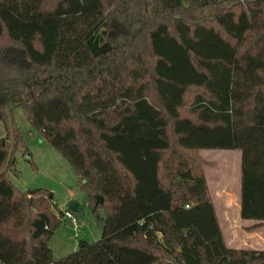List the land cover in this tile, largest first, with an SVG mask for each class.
Wrapping results in <instances>:
<instances>
[{
  "label": "trees",
  "instance_id": "obj_1",
  "mask_svg": "<svg viewBox=\"0 0 264 264\" xmlns=\"http://www.w3.org/2000/svg\"><path fill=\"white\" fill-rule=\"evenodd\" d=\"M3 106L68 161L103 229L53 258L52 195L7 174L14 128L0 264H264L225 245L199 153L240 152L239 218L263 226L264 0H0L6 125Z\"/></svg>",
  "mask_w": 264,
  "mask_h": 264
},
{
  "label": "rangeland",
  "instance_id": "obj_2",
  "mask_svg": "<svg viewBox=\"0 0 264 264\" xmlns=\"http://www.w3.org/2000/svg\"><path fill=\"white\" fill-rule=\"evenodd\" d=\"M2 110L7 114L8 119L6 125L0 122V139L10 134L8 141L13 150L14 128H17L23 141V145L14 150L15 165L7 172L10 181L23 191L46 190L52 195L60 212L57 216L61 222L48 240L53 258L58 259L75 251L78 240H86L89 243L98 241L101 238V230L97 227L99 220L89 205L87 193L78 185L76 175L68 161L33 129L23 109L3 106ZM200 153L203 158L213 163L212 167L215 170L208 173L210 179L222 173L226 179L228 193L213 198V206L225 245L264 250V225L248 229L255 222L241 221L235 209L237 198L233 187L236 171L237 173L239 171L240 152L234 149H215L201 150ZM211 186L213 187V183ZM71 203L78 204V210L72 212L77 219L76 225L62 217V213ZM97 214L103 215L101 208L98 209Z\"/></svg>",
  "mask_w": 264,
  "mask_h": 264
},
{
  "label": "crops",
  "instance_id": "obj_3",
  "mask_svg": "<svg viewBox=\"0 0 264 264\" xmlns=\"http://www.w3.org/2000/svg\"><path fill=\"white\" fill-rule=\"evenodd\" d=\"M200 151H199V153H200ZM200 155H201V153H200ZM203 159L206 160L205 158H203ZM206 161H209V160H206ZM209 162H211V161H209ZM208 169H210V170H208ZM212 170H215V169L213 167H205L204 168V175H205L206 184H207V187H208V190H209V194H210V197H211V200H212V203H213L214 202L213 198L216 195H226L228 193V191H227L228 187L226 185L225 176L223 175L222 172H221L222 174H216V175L213 174L215 176L212 179H210L208 173H211ZM215 173H217V172H215ZM238 182H239V184H238ZM211 183H213V187L211 186ZM233 188H234V194H235V196L237 198V200L235 202V209L237 210V212L239 214L240 164H239V171H238V173L236 171V174H235V183H234V187ZM240 220L241 221H248V220H242V219H240ZM227 247L240 249V247H233V246H227ZM242 248H244V249H255L253 247H242ZM255 250H257V249H255Z\"/></svg>",
  "mask_w": 264,
  "mask_h": 264
},
{
  "label": "water",
  "instance_id": "obj_4",
  "mask_svg": "<svg viewBox=\"0 0 264 264\" xmlns=\"http://www.w3.org/2000/svg\"><path fill=\"white\" fill-rule=\"evenodd\" d=\"M218 2L223 1V0H217ZM102 203V197L101 196H97L96 197V201H95V205ZM68 210H70L71 212H75L78 210V204L77 203H71L68 205ZM97 227L102 230L103 229V222L99 221L97 223Z\"/></svg>",
  "mask_w": 264,
  "mask_h": 264
},
{
  "label": "built area",
  "instance_id": "obj_5",
  "mask_svg": "<svg viewBox=\"0 0 264 264\" xmlns=\"http://www.w3.org/2000/svg\"><path fill=\"white\" fill-rule=\"evenodd\" d=\"M62 217L69 219L74 225H76L77 223V219L75 218L73 213L68 209L64 210V212L62 213ZM48 264H53V263H48Z\"/></svg>",
  "mask_w": 264,
  "mask_h": 264
}]
</instances>
